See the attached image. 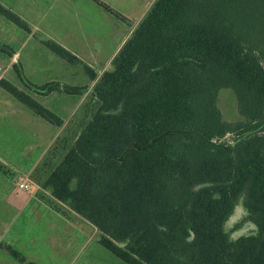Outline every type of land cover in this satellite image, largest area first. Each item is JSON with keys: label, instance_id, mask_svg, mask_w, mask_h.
<instances>
[{"label": "trees", "instance_id": "obj_1", "mask_svg": "<svg viewBox=\"0 0 264 264\" xmlns=\"http://www.w3.org/2000/svg\"><path fill=\"white\" fill-rule=\"evenodd\" d=\"M258 6L257 21H250L253 10L241 21L230 1L155 0L100 75L42 40L83 68L94 82L90 89L35 85L19 63L12 65L23 88L37 95L88 93L72 134L56 139L30 178L95 227L99 244L123 263L264 264V6ZM0 16L31 33L1 3ZM0 87L39 118L63 125L1 76ZM223 89L236 96L238 120H226L218 107ZM238 207L245 215L228 228ZM242 228L252 231L233 235ZM0 247L19 264H37Z\"/></svg>", "mask_w": 264, "mask_h": 264}, {"label": "rangeland", "instance_id": "obj_2", "mask_svg": "<svg viewBox=\"0 0 264 264\" xmlns=\"http://www.w3.org/2000/svg\"><path fill=\"white\" fill-rule=\"evenodd\" d=\"M220 1L235 3L239 8L238 16L241 21H244L248 14H252L251 10L255 12V15L253 17L250 15V21H257L261 16H257L259 12L257 13L258 10L255 9L261 0ZM101 2L117 13L123 12L121 8L117 7L122 3L120 0H101ZM35 5L40 13L44 12L47 15L44 27H49L56 39L39 33L34 37H28L30 33H26L21 28L20 32L14 34L10 28L13 27V24L0 16V21L6 23L0 24V45L6 47L4 51H0V76L23 90L54 114H58L60 119L63 117V125L56 130V135L52 136L53 130L47 128L48 126L56 128L55 126L39 118L33 111L0 87V219L3 220L6 216L3 206L6 203V194L10 186H13L11 182L18 184L23 181V176L20 173L24 172L32 159L34 160L48 144L50 147L57 138L63 139L72 134L76 126L75 123L81 117L80 107L88 98V93L80 102L76 97H70L63 93H53L49 96L37 95L23 88L12 65L19 63L23 76L35 85L55 81L61 85L87 86L90 89L94 82L88 80L83 68L68 64L45 47L42 40L49 39L70 52L71 50L79 52L82 58L92 61L94 68H97L98 73H101L99 69L110 58V53L107 54V51L120 40L113 37V30L115 29V33L118 34L117 27L123 28L120 33L122 38L126 34V28L137 20V16L142 10V7L130 9L129 21H126L122 26L114 22L112 30L111 24L104 19L106 16L112 18L111 14L93 0H37ZM262 6L264 4L258 7ZM57 21L62 27L60 32L55 31ZM16 50L19 51L18 61L14 59L11 63L10 53ZM217 104L226 120L235 121L240 118L237 112V99L232 90H221ZM226 139L230 141L231 136ZM15 170H18V175L14 172ZM27 183L29 184L28 192L37 188L38 184L34 180H27ZM47 207L58 211L62 210L59 208L62 206L54 201H47ZM244 215L242 208L238 207L229 219L227 227L231 228L240 223ZM66 221L75 225L72 228L74 232H68L67 235L76 236V240L67 238L69 240L66 241V244L64 243L65 255L60 256L59 260H57L58 250L43 242L42 246L36 249V254L40 257L42 264H125L99 244V234L95 227L75 214L67 217ZM41 225L35 220L27 222L22 232H25L27 236L30 235L29 237L42 238L41 236L46 235L44 232L42 234ZM251 229L242 228L239 229V232H234L233 235L249 233L252 231ZM0 256H7L10 259V256L2 250H0ZM2 264H6V262Z\"/></svg>", "mask_w": 264, "mask_h": 264}, {"label": "crops", "instance_id": "obj_3", "mask_svg": "<svg viewBox=\"0 0 264 264\" xmlns=\"http://www.w3.org/2000/svg\"><path fill=\"white\" fill-rule=\"evenodd\" d=\"M36 1L37 0H0V3L4 4L5 7L15 12L23 20H25L27 24H29V27L31 28V33L28 34V37L29 36L34 37L35 34L39 33L43 36L46 37L48 36L53 39H56L55 36H53V31L50 30L49 27L48 28L44 27L45 18L47 15L44 12L40 13L37 10L35 5ZM154 1L155 0H120V2L122 3L117 7L121 8V10L123 11V12H119V14L122 17H124V19L116 18L111 13L110 14L112 18H110L109 16L104 17V19L107 20V23L111 24L110 28L113 30L112 25H115L114 22H116V24H118L119 26H122L124 25V23H126V21H129L131 15L130 9L142 7L141 12H139V15L137 16V20L134 23H132L131 26L126 28V34L122 36V38L120 37L121 36L120 33L123 28L121 29V27H117L118 34L115 33V29L113 30L112 32L113 37L115 39L118 38L120 40H118L117 44H115L113 47L110 48L109 51H107V54L110 53V58L99 69L100 72H102L109 65L110 61L112 60V57L115 54H117L124 41L130 36L131 32L144 17L145 13L147 12V10L150 8V6ZM99 2H101V0ZM0 24H6V23L5 21H0ZM8 26L10 27V25ZM12 26L13 27L10 28H12L14 34L20 32L19 31L20 28H18L15 25ZM61 28L62 27L59 26V22L57 21V27L55 28L56 29L55 31L60 32ZM18 52L19 51L17 50L13 51L11 63H13L14 59H17L18 61ZM71 53L76 55L81 61H83L95 73H97V75L101 74L98 73L97 68H94V63L92 61L85 60L84 58L81 57V54H79V52L77 51L71 50ZM84 95L83 96L70 95V97L72 96L76 97L78 99V102H80V100L83 99ZM47 129L53 130L52 136H55L57 133L56 130L58 128H51L50 126H48ZM48 145L40 151V153L34 160L32 159L31 163L25 168L24 172L22 174L20 173V175L23 176V181H20L19 183L21 182L27 183V180L31 181L30 175L33 169L35 168V166L41 160L42 156L47 151L49 147ZM28 157L30 156L28 155ZM14 172L18 175V170H15ZM11 183L13 184V186H10L9 191L6 194V203L3 206V212L6 214V216H4L5 220L0 219V243L2 245H9L14 249H16L17 251H19L20 253H22L28 259H31L37 264H42L43 262H41L40 257L36 254V249L38 247H41L42 243L44 242L47 243V245H49L51 248L58 250L57 260H59L60 256L63 257L65 255L64 252L66 249L64 247V243L66 244V241L69 239L76 240L75 238L76 236L73 237L71 235H67L68 232H74V229L72 228L75 227V225H72L70 222L66 221V219L67 217H70V215L74 213L66 209L56 200H54L50 195H48L44 190H42L39 185H37V188L34 191L26 192V191H21L17 188L19 183L18 184H15L13 182ZM47 201H54L55 203L60 204L62 207L59 208L62 210L58 211L56 209L48 208ZM34 220L42 224L41 231L42 234L44 232V235L46 236L44 237L41 236L42 238L40 237L35 238L34 236L29 237L30 235L27 236L25 235V232H22L23 229L25 228V223ZM0 250H2L4 253L9 255L8 252L2 247H0ZM4 262H6V264H19L11 256L10 259L7 256L6 257L0 256V264Z\"/></svg>", "mask_w": 264, "mask_h": 264}, {"label": "built area", "instance_id": "obj_4", "mask_svg": "<svg viewBox=\"0 0 264 264\" xmlns=\"http://www.w3.org/2000/svg\"><path fill=\"white\" fill-rule=\"evenodd\" d=\"M19 190L21 191H28L29 190V185L25 182H21L18 184V187H17Z\"/></svg>", "mask_w": 264, "mask_h": 264}]
</instances>
